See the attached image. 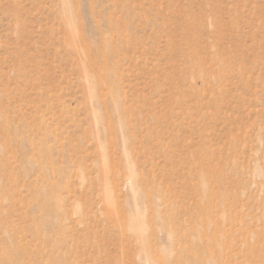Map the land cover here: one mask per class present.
Masks as SVG:
<instances>
[{
  "label": "rangeland",
  "instance_id": "rangeland-1",
  "mask_svg": "<svg viewBox=\"0 0 264 264\" xmlns=\"http://www.w3.org/2000/svg\"><path fill=\"white\" fill-rule=\"evenodd\" d=\"M0 264H264V0H0Z\"/></svg>",
  "mask_w": 264,
  "mask_h": 264
}]
</instances>
